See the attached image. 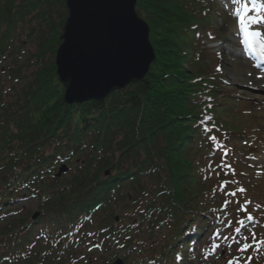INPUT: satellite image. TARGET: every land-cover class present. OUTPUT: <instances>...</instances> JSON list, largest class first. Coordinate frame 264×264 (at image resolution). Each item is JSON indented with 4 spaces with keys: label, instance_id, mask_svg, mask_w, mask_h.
I'll return each instance as SVG.
<instances>
[{
    "label": "trees",
    "instance_id": "obj_1",
    "mask_svg": "<svg viewBox=\"0 0 264 264\" xmlns=\"http://www.w3.org/2000/svg\"><path fill=\"white\" fill-rule=\"evenodd\" d=\"M212 4L136 0L155 52L146 76L68 105L54 64L65 0H0V264H90L75 252L85 241L128 264H184L222 221L239 168L229 146L221 153L234 127L219 115L231 105L202 47L219 36ZM27 44L35 52L22 57ZM24 195L38 198L37 220L12 208Z\"/></svg>",
    "mask_w": 264,
    "mask_h": 264
},
{
    "label": "rangeland",
    "instance_id": "obj_2",
    "mask_svg": "<svg viewBox=\"0 0 264 264\" xmlns=\"http://www.w3.org/2000/svg\"><path fill=\"white\" fill-rule=\"evenodd\" d=\"M255 1L212 0L217 12L212 13L211 20L219 36L215 40L204 39L202 47L213 54L205 60L209 68L216 69V77L219 78L222 87L218 92L219 97L225 99L228 106L231 105L230 111L226 110L219 115L226 125L234 127L229 137L230 141L220 148L221 153L224 155L223 152L227 148L225 146H229L231 154L224 155L225 159L235 163L239 170L237 173L230 172V175L234 174L232 183L224 187L228 191L224 193V198L229 195L227 197L231 199V207L224 208L228 211L223 212L226 213L224 217L221 214L223 221L217 225L214 222L201 232L198 239L192 242L190 258L185 259L184 264H264V91L256 92L255 88L248 84L254 70L243 57V48L240 46V29H247L252 37L253 34L264 36L255 33V27L262 25L257 11L262 9L264 0ZM149 33L150 31L148 38ZM26 46L24 48L26 52L21 54L22 57H25L26 53L35 52L32 44ZM28 47L31 48L27 52ZM233 98L241 99L242 102L234 103ZM62 165L65 171L61 174H64L68 172V166L63 163ZM214 194L216 197L212 199V203L222 208L224 205L221 202L222 193ZM25 196L14 202L12 208L22 207L30 212L31 217L38 213L33 219L37 220L40 215L36 208L38 198ZM239 212L248 214L243 213L245 222L241 225L242 228L236 229L232 224L233 216ZM81 244L75 252L85 259L91 258L90 264L101 262L102 258L111 259L110 262H104L110 264L123 255V251H119L116 257H108L106 251L105 255L101 256L88 241ZM131 256L132 254L129 255ZM128 260L129 258L123 260V264H128Z\"/></svg>",
    "mask_w": 264,
    "mask_h": 264
},
{
    "label": "water",
    "instance_id": "obj_3",
    "mask_svg": "<svg viewBox=\"0 0 264 264\" xmlns=\"http://www.w3.org/2000/svg\"><path fill=\"white\" fill-rule=\"evenodd\" d=\"M135 3L65 0L67 15L54 54L64 103L101 100L145 77L155 55L148 26L137 15ZM63 171L62 165L56 175ZM110 264H123V260L116 258Z\"/></svg>",
    "mask_w": 264,
    "mask_h": 264
},
{
    "label": "bare ground",
    "instance_id": "obj_4",
    "mask_svg": "<svg viewBox=\"0 0 264 264\" xmlns=\"http://www.w3.org/2000/svg\"><path fill=\"white\" fill-rule=\"evenodd\" d=\"M248 84L254 87L256 92L264 91V72H255Z\"/></svg>",
    "mask_w": 264,
    "mask_h": 264
}]
</instances>
